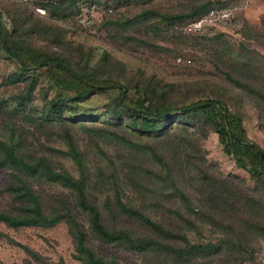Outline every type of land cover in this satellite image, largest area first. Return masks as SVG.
<instances>
[{"label": "trees", "instance_id": "16d2710c", "mask_svg": "<svg viewBox=\"0 0 264 264\" xmlns=\"http://www.w3.org/2000/svg\"><path fill=\"white\" fill-rule=\"evenodd\" d=\"M79 1L38 5L65 19L80 11ZM110 1L114 7L140 5L132 17L105 10L108 34L120 31L125 40L135 36L125 33L133 30L131 21L150 24L157 17L182 32L174 24H187L225 4L181 0L178 8L164 10L155 0L102 2ZM41 19L24 0L0 8V52L14 64L0 80V85H14L0 95V168L9 174L0 185V221L13 227L66 221L76 264H245L255 259L264 241V145L250 137L243 115L224 95L172 96L176 82L145 73L132 79L125 61L106 47L97 62L89 63L90 48L77 43V57L68 29ZM183 35L208 39L201 33ZM38 37L56 43L41 45ZM251 49L232 46L220 76L231 90L242 89L264 116L263 58L251 55ZM252 64L263 70L253 74ZM38 87L44 102L30 109ZM97 93L109 95L103 114L111 122L69 118L79 102ZM212 130L253 185L208 160L202 138ZM54 183L62 189L45 186ZM125 187L134 194L129 197ZM92 238L136 250L141 259L123 262L99 251ZM19 244L45 260L30 245ZM49 264L68 263L60 258Z\"/></svg>", "mask_w": 264, "mask_h": 264}, {"label": "rangeland", "instance_id": "374dc122", "mask_svg": "<svg viewBox=\"0 0 264 264\" xmlns=\"http://www.w3.org/2000/svg\"><path fill=\"white\" fill-rule=\"evenodd\" d=\"M21 0H0V8L7 9L19 4ZM35 9L36 15L41 19L49 20L58 26H65L67 35L72 38L71 48L74 55L78 57L77 43H83L90 48L89 63L99 60L103 48H108L113 55L125 61L127 73L130 78L138 77V73H145L150 77L162 78L163 80L176 82L175 90L171 95L184 94L185 92L205 91L211 95H224L231 107L239 111L244 118L250 137L264 145V116L260 113L258 106L251 101L243 90L235 87L231 90L226 80L222 78L221 66H225L222 60H226L229 49L233 46L236 50H242L243 44L251 51L263 58L264 67V0H216L223 4L218 8H225L230 11L225 18L216 24H208L203 30L190 32L185 29V22L176 23L174 27L182 32L175 31L172 24L167 21L152 17L150 24L146 21H131L129 28L133 29L126 34H134L133 38L124 39L120 31L112 30L113 35L108 34L104 26L105 10L111 9L121 17H132L141 8L133 2L122 6L114 7L112 2H93L91 0H80V11L67 18H56L38 5L39 1L46 0H24ZM161 9H168L173 6L179 7L181 0H155ZM111 3V4H109ZM119 9V10H118ZM8 19L7 13L4 14ZM42 20V19H41ZM152 27H157L153 29ZM134 29H137L134 31ZM201 33L207 34L208 39L184 36L183 34ZM202 40L204 41L201 43ZM41 45L51 46L56 42L46 38H37ZM243 43V44H242ZM73 46V47H72ZM256 50V51H255ZM258 52V53H257ZM231 64V63H230ZM14 69V64L0 52V80ZM252 73L262 71L257 65L250 66ZM114 72V70H113ZM115 73V72H114ZM220 78L223 80L220 82ZM45 80L42 81V83ZM226 82V83H225ZM190 88V89H189ZM229 88V89H227ZM14 85H0V95L8 94ZM54 93L50 90V95ZM44 92L36 90V98L29 105L35 109L43 104ZM107 93H97L78 104V110L70 119H85L89 122L108 124L111 122L103 114L105 103L108 101ZM87 135L86 133L84 134ZM56 144L62 143L54 140ZM202 144L207 148V157L210 162L217 163L225 172L232 171L238 175L246 176L248 183L253 185V180L243 167L239 166L231 154L223 150L218 133L210 131L202 138ZM114 152L115 149H114ZM70 168L75 165L71 159L66 158ZM119 159L117 158V162ZM9 178L6 168H0V185ZM50 190H60L57 184H46ZM127 195H133V190L125 187ZM0 259L4 264H49V261H59L63 258L68 264H76L75 246L72 236L68 230L66 221L59 220L52 225H23L19 227L9 226L0 221ZM16 239L15 241L11 239ZM99 251L106 254H114L121 261L131 263L133 260H140L141 254L136 250L126 249L111 242H102L92 238ZM25 243L36 249L45 260L32 256L19 243ZM245 264H264V241L256 252L255 259H250Z\"/></svg>", "mask_w": 264, "mask_h": 264}, {"label": "built area", "instance_id": "2783aa9c", "mask_svg": "<svg viewBox=\"0 0 264 264\" xmlns=\"http://www.w3.org/2000/svg\"><path fill=\"white\" fill-rule=\"evenodd\" d=\"M228 14H230V11L225 8L211 7L205 15L189 21L184 27L189 31H200L208 24L218 23Z\"/></svg>", "mask_w": 264, "mask_h": 264}]
</instances>
